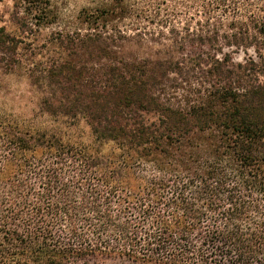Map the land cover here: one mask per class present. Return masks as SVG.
Returning <instances> with one entry per match:
<instances>
[{
  "label": "trees",
  "instance_id": "1",
  "mask_svg": "<svg viewBox=\"0 0 264 264\" xmlns=\"http://www.w3.org/2000/svg\"><path fill=\"white\" fill-rule=\"evenodd\" d=\"M149 3L13 0L0 264H264V0Z\"/></svg>",
  "mask_w": 264,
  "mask_h": 264
},
{
  "label": "rangeland",
  "instance_id": "2",
  "mask_svg": "<svg viewBox=\"0 0 264 264\" xmlns=\"http://www.w3.org/2000/svg\"><path fill=\"white\" fill-rule=\"evenodd\" d=\"M56 2L60 14L66 21H74V16L77 15L81 8L90 6L93 0H53ZM13 0H0V25L8 19V14L11 10ZM135 7L143 8V13L154 15L157 17L166 13L165 5L150 4L149 0H133ZM170 12V11H169ZM174 11L173 13H175ZM49 29L45 28L39 32V37L46 36ZM39 38L36 41L39 42ZM252 53V50L248 51ZM243 52L236 54L237 60L242 58ZM37 97L30 94L27 89V83L24 77L19 74L3 75L0 74V107L7 111L15 112L16 114L31 117V110L35 108ZM78 134H80L79 131ZM87 134V133H86ZM82 135L83 141H88V135Z\"/></svg>",
  "mask_w": 264,
  "mask_h": 264
}]
</instances>
